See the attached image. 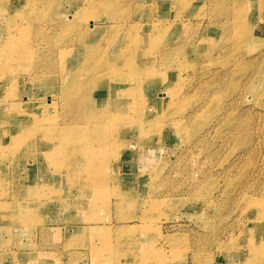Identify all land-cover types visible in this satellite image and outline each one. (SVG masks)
Listing matches in <instances>:
<instances>
[{"label":"rangeland","instance_id":"rangeland-1","mask_svg":"<svg viewBox=\"0 0 264 264\" xmlns=\"http://www.w3.org/2000/svg\"><path fill=\"white\" fill-rule=\"evenodd\" d=\"M260 15L0 0V264H264Z\"/></svg>","mask_w":264,"mask_h":264},{"label":"bare ground","instance_id":"bare-ground-1","mask_svg":"<svg viewBox=\"0 0 264 264\" xmlns=\"http://www.w3.org/2000/svg\"><path fill=\"white\" fill-rule=\"evenodd\" d=\"M254 1H257L258 3L260 2V0H254ZM149 22H154V19L150 20ZM12 24V21L9 22V25ZM157 23H153V26L152 27H157ZM255 26L259 29V27L263 28L264 29V15H260L259 18L257 19V22L255 24ZM91 28V27H90ZM6 49V47H2L0 46V52H4ZM69 74L73 75L70 71H68ZM125 98H123L122 100H124ZM34 103V102H33ZM35 109L36 107L33 106ZM27 113H24V115L22 116L21 118V124L23 123H30L32 125L33 128H37L38 130L41 129L42 127V121H39V120H35V121H32V117H27L26 116ZM148 115V112L145 111L143 113V117L147 116ZM182 126V125H181ZM38 132V131H37ZM143 136H147L146 134V131H144V133H141ZM147 139V137H144ZM145 139V140H146ZM9 146V145H8ZM132 148H135L134 145H130ZM4 147H7V146H0V156H3L4 154L6 153H3L2 151H5L7 148H4ZM15 147V146H14ZM13 150V147H9V151H12ZM43 176H45L46 174H42ZM40 184L42 183H39V184H36V185H33V189H36ZM44 185V184H42ZM263 214H264V209H263ZM156 255V253L154 254V256Z\"/></svg>","mask_w":264,"mask_h":264}]
</instances>
